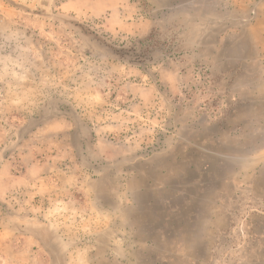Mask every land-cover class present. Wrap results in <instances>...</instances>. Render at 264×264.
I'll return each mask as SVG.
<instances>
[{"label":"rangeland","instance_id":"374dc122","mask_svg":"<svg viewBox=\"0 0 264 264\" xmlns=\"http://www.w3.org/2000/svg\"><path fill=\"white\" fill-rule=\"evenodd\" d=\"M0 0V264H264V0Z\"/></svg>","mask_w":264,"mask_h":264},{"label":"water","instance_id":"95a60500","mask_svg":"<svg viewBox=\"0 0 264 264\" xmlns=\"http://www.w3.org/2000/svg\"><path fill=\"white\" fill-rule=\"evenodd\" d=\"M41 4H47L45 0H41Z\"/></svg>","mask_w":264,"mask_h":264},{"label":"bare ground","instance_id":"6f19581e","mask_svg":"<svg viewBox=\"0 0 264 264\" xmlns=\"http://www.w3.org/2000/svg\"><path fill=\"white\" fill-rule=\"evenodd\" d=\"M45 1H47V0H45Z\"/></svg>","mask_w":264,"mask_h":264}]
</instances>
